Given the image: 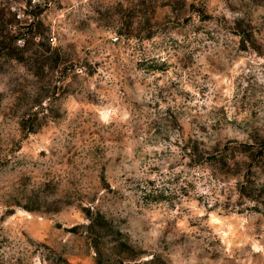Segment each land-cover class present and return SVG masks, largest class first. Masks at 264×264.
I'll return each mask as SVG.
<instances>
[{
  "label": "rangeland",
  "instance_id": "obj_1",
  "mask_svg": "<svg viewBox=\"0 0 264 264\" xmlns=\"http://www.w3.org/2000/svg\"><path fill=\"white\" fill-rule=\"evenodd\" d=\"M0 264H264V0H0Z\"/></svg>",
  "mask_w": 264,
  "mask_h": 264
}]
</instances>
